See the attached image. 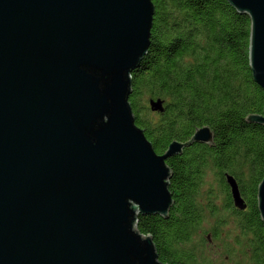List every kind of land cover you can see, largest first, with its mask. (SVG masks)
Masks as SVG:
<instances>
[{"label":"water","instance_id":"95a60500","mask_svg":"<svg viewBox=\"0 0 264 264\" xmlns=\"http://www.w3.org/2000/svg\"><path fill=\"white\" fill-rule=\"evenodd\" d=\"M250 18L249 66L264 91V0H226ZM152 0H0V264H171L140 214L168 217L166 160L129 102L150 45ZM162 113L164 100L149 99ZM245 123L264 126L262 113ZM234 205L246 207L226 173ZM264 222V173L257 186Z\"/></svg>","mask_w":264,"mask_h":264},{"label":"trees","instance_id":"16d2710c","mask_svg":"<svg viewBox=\"0 0 264 264\" xmlns=\"http://www.w3.org/2000/svg\"><path fill=\"white\" fill-rule=\"evenodd\" d=\"M152 2L148 52L131 73L135 123L157 154L203 126L212 130L214 147L193 143L166 160L168 217L140 214L137 229L151 235L159 259L171 264H264L257 206L264 126L244 121L264 107L249 66L250 18L226 0ZM151 98L164 100L162 113L140 105ZM226 173L239 184L244 209L234 205ZM230 219L234 228L224 226Z\"/></svg>","mask_w":264,"mask_h":264},{"label":"rangeland","instance_id":"374dc122","mask_svg":"<svg viewBox=\"0 0 264 264\" xmlns=\"http://www.w3.org/2000/svg\"><path fill=\"white\" fill-rule=\"evenodd\" d=\"M145 104H147V106H148V100H146V99H140V105L141 106H143V105H145ZM153 112V111H152ZM154 113H156V112H154ZM210 183H215L214 181H211ZM220 195V194H219ZM215 201H216V203L219 205V206H222V195H220V197H217L216 199H215ZM209 226V225H208ZM226 228L228 227V228H234V226H233V221H231V219L229 220V224H228V226L227 225H224ZM220 245V244H219Z\"/></svg>","mask_w":264,"mask_h":264}]
</instances>
